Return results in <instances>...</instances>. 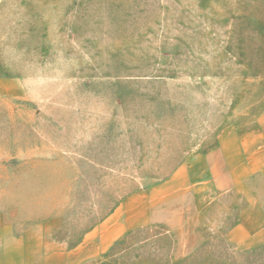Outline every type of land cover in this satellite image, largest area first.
I'll list each match as a JSON object with an SVG mask.
<instances>
[{"label": "rangeland", "instance_id": "374dc122", "mask_svg": "<svg viewBox=\"0 0 264 264\" xmlns=\"http://www.w3.org/2000/svg\"><path fill=\"white\" fill-rule=\"evenodd\" d=\"M0 213L64 239L264 102V0H14L0 15ZM24 218V219H23Z\"/></svg>", "mask_w": 264, "mask_h": 264}, {"label": "crops", "instance_id": "0c3cea01", "mask_svg": "<svg viewBox=\"0 0 264 264\" xmlns=\"http://www.w3.org/2000/svg\"><path fill=\"white\" fill-rule=\"evenodd\" d=\"M6 1L0 0V15ZM26 81L0 75V96ZM0 213V264H264V102L222 129L166 183L131 191L105 218L64 239L59 219Z\"/></svg>", "mask_w": 264, "mask_h": 264}]
</instances>
